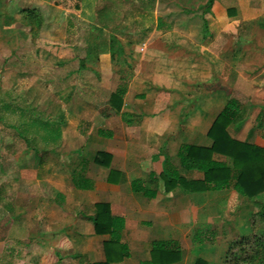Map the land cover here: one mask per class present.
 I'll list each match as a JSON object with an SVG mask.
<instances>
[{
	"label": "rangeland",
	"instance_id": "374dc122",
	"mask_svg": "<svg viewBox=\"0 0 264 264\" xmlns=\"http://www.w3.org/2000/svg\"><path fill=\"white\" fill-rule=\"evenodd\" d=\"M207 4L208 0H45L39 7L45 21L39 27L33 12L4 15L5 1L0 0L1 30L12 27L19 35L14 54L0 60V264H44L59 237L66 239L60 228L71 206L57 194L55 182L60 180L52 177L54 159L60 165L71 151L69 140L54 138L61 121L54 114L60 110L58 97L89 96L96 103L108 98V88L121 79L131 92L139 91L134 65L144 56L171 62L172 82L167 87L173 89L174 99L167 105L176 106L170 112L174 123L207 130L226 102L225 90L234 92L244 112L251 105L264 108V0ZM229 8H235L234 14ZM38 27L42 34L37 42ZM112 36L125 48L129 66L120 65L118 57L111 62L108 53H90L99 40ZM21 72L28 75L26 86V76L17 77ZM186 72L187 83H173ZM198 96L201 99L184 119L180 111L188 106L180 98ZM259 200L252 209V224L227 226L222 231L231 234L212 243L221 264H234L225 262L227 239L242 234L250 237L246 264H259L264 254L259 245L264 242V218L259 214L264 196Z\"/></svg>",
	"mask_w": 264,
	"mask_h": 264
},
{
	"label": "crops",
	"instance_id": "0c3cea01",
	"mask_svg": "<svg viewBox=\"0 0 264 264\" xmlns=\"http://www.w3.org/2000/svg\"><path fill=\"white\" fill-rule=\"evenodd\" d=\"M4 1V15L9 16L10 12L14 15L21 13L22 16L33 12L39 27L43 26L45 17L43 13H39V7L44 5L45 0ZM23 3L28 5L22 6ZM39 27L35 36L37 42L42 34V28ZM17 35L18 31H13L12 27L6 28L5 32L0 28V60L14 54L18 48ZM147 48L148 46L142 47L141 54ZM90 51L98 55L102 52L108 53L111 58L107 47L98 50L94 45ZM124 52L126 53L125 48ZM164 60L154 62L144 56L138 59L134 65V76L140 78L141 88L131 92L130 85L124 79L127 88L119 104L111 103V94L121 82L108 88V98H100L96 103L89 96L55 99L61 102L59 114L54 113L61 121L60 128L53 131L54 138L62 143L69 140L67 143L71 151L67 153L66 160L59 162L60 165L57 163L59 160L54 159L52 177L60 180L55 182L58 186L57 194L63 200L66 199V204L71 208L64 214L66 223L60 228L66 239L59 237L55 245V248L60 249L61 260L48 262L44 257V264H88L106 260L105 243L110 236L96 233L90 219L100 203L107 204L112 214L123 215L125 221L121 241L127 245L129 256L111 264H142L149 261L151 243L155 240L177 241L181 256L177 262L171 264H221L212 248L214 242H221L219 239L226 236L224 234H231L222 229L227 226L247 228L248 223L252 224L250 220L254 203L264 196V192L255 199L239 194L233 187L192 192L176 186L167 191L160 181L165 159L186 179H203L202 171L182 167L177 153L183 143L200 146L212 144L207 135L212 123L207 130L200 131L189 123H174L170 119L173 115L170 112L176 106L169 108L167 105L168 100L174 99V96L173 89L167 87L172 82V77L168 75V63L171 62ZM120 65L129 66L127 61ZM24 76L26 79L22 85L26 86L29 84L27 73L17 74L20 79H24ZM188 77L186 72L185 77L175 79L173 83L184 85L189 81ZM180 99L188 106L180 111L185 119L190 114L189 102L201 98L198 96ZM249 108L251 109L243 113L244 121L241 126L232 123L228 131L238 141L264 148V119L262 125L258 126V117L261 112L264 115V108L261 105H252ZM122 113L126 114L130 122L125 121ZM214 158L226 160L220 154H215ZM133 180H141L147 190L155 191V195L133 190ZM262 206L264 204L259 208ZM205 230L214 231L216 234L212 237ZM227 240L228 248L234 239L228 237Z\"/></svg>",
	"mask_w": 264,
	"mask_h": 264
},
{
	"label": "trees",
	"instance_id": "16d2710c",
	"mask_svg": "<svg viewBox=\"0 0 264 264\" xmlns=\"http://www.w3.org/2000/svg\"><path fill=\"white\" fill-rule=\"evenodd\" d=\"M212 2L213 0H208L207 7H210ZM229 11L234 14L235 8H229ZM204 31L206 35L208 33L206 18H204ZM103 46L108 48L112 61L117 57L119 64L127 61L124 47L117 37L112 36L108 41L99 40L96 44L98 50ZM126 85V81L123 79L111 94L113 105L122 101V97L126 92ZM225 93L226 102L207 132L208 137L212 140L211 146L183 143L177 153L182 167L200 170L204 173V178L201 180H188L181 176L177 168L165 159L160 174V181L165 190L169 191L176 186H180L184 191L192 192L223 190L233 187L239 194L255 199L264 192V148L256 144L238 141L230 135L228 127L232 123H237L239 127L244 121V109L234 92L225 90ZM196 101V99L191 100L189 107L194 105ZM122 116L126 122H130L125 113H122ZM263 119L264 115L261 112L258 117L259 127L262 125ZM215 154L224 156L226 160H216L214 158ZM131 184L132 189L135 191H143L150 196L155 195V191L147 190L141 180H133ZM260 209L259 214L264 218V206ZM90 219L94 224L95 232L108 234L110 239L105 243L106 260L88 264H111L129 256L127 245L121 241L125 224L123 215L112 214L107 204L100 203L97 204L96 212ZM205 233L211 234L212 237L216 234L211 230H205ZM207 236L209 237V235ZM248 241H250V237L247 234H242L232 240L227 248L225 262L233 261L234 264L239 262L240 264H246L245 261L248 260ZM19 242H22V240ZM259 245L264 248L263 241ZM180 256L181 252L177 241L155 240L151 243L150 260L142 264H171L177 262ZM46 259L50 262L60 261V249L54 248L53 253L46 255ZM259 264H264V254L260 257Z\"/></svg>",
	"mask_w": 264,
	"mask_h": 264
}]
</instances>
